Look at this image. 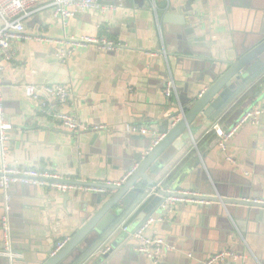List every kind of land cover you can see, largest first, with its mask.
Listing matches in <instances>:
<instances>
[{
    "label": "crops",
    "instance_id": "obj_1",
    "mask_svg": "<svg viewBox=\"0 0 264 264\" xmlns=\"http://www.w3.org/2000/svg\"><path fill=\"white\" fill-rule=\"evenodd\" d=\"M107 4L113 8L88 10L65 24L50 10L40 11L25 21L28 39L12 42L14 59L4 63L2 72L7 167L53 173L67 181L121 184L146 152L149 134L164 136L162 127L170 128L180 119L174 116L179 104L201 94L211 76L226 67L224 62L235 61L259 39L264 26V0H109ZM167 13L175 20L184 18L185 24L164 22ZM81 37H105L119 48L106 51L88 45L76 49L65 63L57 59L66 42ZM170 77L175 91L167 98L164 86ZM248 78L243 77L240 86ZM258 79L218 117L213 112L195 118L190 133H183L164 152L169 160L158 173L146 172L153 187L165 188L175 177L181 181L178 192L264 201V84L231 110ZM28 84L68 87L71 100L62 110L89 130L73 134L43 115L24 94ZM256 106L262 111L258 122L243 125L221 151L215 128L228 129L244 110ZM126 124L151 130L128 135ZM93 126L105 128L95 131ZM152 188L131 207L124 208L122 200L117 204L123 210L106 227L120 216L122 221L110 227L81 264H204L221 252L228 256L216 264H264V221L256 219V209L187 199H179L145 232L167 245L159 260L154 263L134 252V231L124 228H134L153 197ZM94 194L82 189L60 194L49 187L11 184L7 212L0 193V251L12 256L2 252L0 264H44L55 244L70 239L91 215ZM4 218L8 232L1 226ZM104 249L112 253L110 257L105 258Z\"/></svg>",
    "mask_w": 264,
    "mask_h": 264
},
{
    "label": "built area",
    "instance_id": "obj_2",
    "mask_svg": "<svg viewBox=\"0 0 264 264\" xmlns=\"http://www.w3.org/2000/svg\"><path fill=\"white\" fill-rule=\"evenodd\" d=\"M109 0H0V193L3 194L5 202V211H8V189L13 183H22L30 185H38L42 187H49L60 194L68 193L72 190H83L97 194L107 193L106 189L93 188V187H81L73 185L62 179L56 174L48 172H39L32 169H17L7 167L5 163L6 143H7V129L4 105H3V81L2 72L5 62H12L14 59V52L11 50V44L15 40L28 39L25 35V21L30 19L36 13L43 10H50L54 18L60 19L65 24L69 19L75 17L77 14L88 11L113 8L112 5H108ZM65 47L60 49L56 56L62 63H65L73 52L78 48L87 47L88 45L94 46L99 50L114 51L119 48V45L111 40L102 38L81 37L79 39H71L66 42ZM24 94L29 99L33 100L39 111L43 115H48L56 123L61 125L64 129L73 134H79L83 131H88L89 127L83 125L76 116L63 111L62 109L69 105L71 100V90L60 84L56 85H33L28 84L23 87ZM175 91V85L173 79L170 77L164 86V94L167 98H171ZM264 99V93L262 94ZM261 108L256 106L254 108L244 110L235 123L228 129L224 130L221 126L215 128L216 137L219 140V147L221 151H225L230 140L235 133L243 125L247 123H257L259 116L261 115ZM180 118V117H179ZM176 123V122H175ZM175 123L172 124L175 125ZM93 130L104 129V126H93ZM124 130L128 135H144L150 132L146 127L126 124ZM149 134V133H148ZM153 139L150 150L155 147L163 136L152 137ZM137 166H134L123 178L121 184H123L129 177L136 171ZM117 184V185H121ZM110 185V183H106ZM156 187L151 189L153 195L156 194ZM179 199L167 198L162 208V214L158 216L149 217L143 224H141L133 233L132 238L136 242V253L145 256L154 263L168 250L167 245L161 237L148 238L145 235L147 229L160 218L164 211L171 212L172 205L177 203ZM264 202V201H263ZM2 227L8 232L9 225L6 218L3 219ZM126 231V228H124ZM234 231L239 233L234 226ZM69 239H63L58 241L53 250L50 253V258L54 257L64 246ZM8 256H12L9 251L3 252ZM103 254L107 253V249H104ZM228 254L221 252L213 255L204 264H216L222 261Z\"/></svg>",
    "mask_w": 264,
    "mask_h": 264
},
{
    "label": "water",
    "instance_id": "obj_3",
    "mask_svg": "<svg viewBox=\"0 0 264 264\" xmlns=\"http://www.w3.org/2000/svg\"><path fill=\"white\" fill-rule=\"evenodd\" d=\"M175 18L174 14L167 13L163 16V21L176 22L183 25L185 24L184 18H177V20H175ZM259 33L261 34L259 39L250 48H248L245 53L238 56V58L233 62L223 63L226 67H224L222 71L220 70L218 73L211 76L210 85L201 94H197L185 105L182 103L181 105L179 104L178 113L174 116H179L180 119H178L175 125L170 128L167 124L162 127L161 133L164 134V136L151 150L149 148L153 139L148 137L149 141L146 147V152L139 156V163L136 171L123 184L106 185L101 183L67 181L70 184L81 187L103 188L107 190V193L94 194L95 196L92 200L93 204H91V215H89L88 218H85L83 225L69 239L64 248L61 249L54 257L47 259L44 264H61L67 260V264H72L83 253L89 250V248L92 247V245L95 244L96 241L99 240V238L105 233L108 228L106 227L107 223L114 218V214L116 212L123 210V206L124 208L131 207L137 199L145 193V191L149 190H146L147 188H152L154 186L155 183L146 175V172L149 171L153 175L158 173L164 163L169 160V155L164 154L169 146L172 145L179 136H182L183 133H190L189 126L198 115L203 113L204 116H209V114L220 108L245 80L243 77H251L264 66V26L261 28ZM141 137L144 138L143 136ZM173 147L174 149L177 148L175 145H173ZM172 179L173 180H170L168 183L167 187L169 188L156 187V194L153 195L150 201L139 213L136 219V225H134V228H126V232H131L132 229V231H135L139 225L143 224L154 214H162L161 206L167 198L181 200L187 199L191 201H198L200 204L219 203L224 207L234 205L253 208L257 210L256 219L258 221H264L263 201L249 202L232 198L228 199L213 192L210 196L195 195L193 192L182 193L178 192V187L181 184V181L175 177ZM137 184L141 186L136 187ZM65 196L67 197V194ZM121 200L123 202V206L121 208H117L116 206ZM232 229L234 231V225ZM126 232L124 235L127 237ZM112 248H115L116 250L117 244L115 243ZM111 254H107L105 258L110 257Z\"/></svg>",
    "mask_w": 264,
    "mask_h": 264
},
{
    "label": "trees",
    "instance_id": "obj_4",
    "mask_svg": "<svg viewBox=\"0 0 264 264\" xmlns=\"http://www.w3.org/2000/svg\"><path fill=\"white\" fill-rule=\"evenodd\" d=\"M263 73H264V66L259 71H257L255 74H253L251 77H249L245 81V83L243 85L239 86V88L230 96V98L220 108H218L215 111L216 115L214 117H218L245 90L246 86H249L251 84V82H253V80H255V79H257V78L260 77V79H258V81L256 83L257 85L250 87V89L248 91H246V93L234 104V106L231 108V110H233L237 106L241 105L246 100L247 95H249L250 93H252V91L254 90V88L256 86H259V85H263L264 84V78L261 77V76H263L262 75ZM168 180H170V179H168ZM122 218H123V216H120L117 219H115L113 221V223L109 226V228L105 231V233L99 238V240L96 241L95 244H97L98 242L101 241L102 237L109 231L110 227L112 228L114 226H117L122 221ZM95 244H93L92 247L89 248V250H87L85 253H83L72 264H81L89 256V254L93 251Z\"/></svg>",
    "mask_w": 264,
    "mask_h": 264
}]
</instances>
